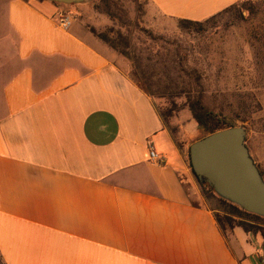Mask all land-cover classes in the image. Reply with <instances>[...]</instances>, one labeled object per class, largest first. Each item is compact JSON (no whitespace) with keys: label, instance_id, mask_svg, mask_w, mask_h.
Instances as JSON below:
<instances>
[{"label":"crops","instance_id":"crops-1","mask_svg":"<svg viewBox=\"0 0 264 264\" xmlns=\"http://www.w3.org/2000/svg\"><path fill=\"white\" fill-rule=\"evenodd\" d=\"M238 1L147 3L202 22ZM64 6L0 0L1 263L263 264L260 236L221 233L187 161L191 139L179 127L176 146L126 59L81 22L57 25Z\"/></svg>","mask_w":264,"mask_h":264},{"label":"rangeland","instance_id":"rangeland-1","mask_svg":"<svg viewBox=\"0 0 264 264\" xmlns=\"http://www.w3.org/2000/svg\"><path fill=\"white\" fill-rule=\"evenodd\" d=\"M148 8L147 0H109L107 8L91 0L65 5L64 11L87 30L91 26L127 37L152 82L180 94L174 99L177 105L185 102L186 90L199 85L204 105L228 124L244 127L246 145L264 157V0H239L234 9L191 29ZM154 105L159 111L169 107L165 99H154ZM189 118L185 107L169 123L180 127L191 144L202 131ZM214 196L203 199L212 209L220 205Z\"/></svg>","mask_w":264,"mask_h":264},{"label":"trees","instance_id":"trees-1","mask_svg":"<svg viewBox=\"0 0 264 264\" xmlns=\"http://www.w3.org/2000/svg\"><path fill=\"white\" fill-rule=\"evenodd\" d=\"M99 2L106 8L109 6V0H99ZM234 7L235 4L202 22L186 19H178L177 22L179 24V27L182 29L199 28L202 27L205 23L212 21L216 17L220 16L222 12L227 11L228 9H234ZM87 28L95 38L103 42L107 47L117 52L119 55L125 57L131 63L134 79L136 80L137 84L145 91V93L153 100V103L154 99H165V101L169 104V107L164 111H159L156 109V107L155 109L159 114V117L161 118L164 126L171 133L178 148H181V142L178 139L179 128L177 126H171L169 120L172 117L176 116V114L185 107L190 112L191 119L202 131V135L199 139L216 131L236 126L228 124L223 117L215 114L204 105L202 96L203 92L201 91L199 85L194 90H186V92L184 93L186 97L185 102L181 105H177L174 99L176 97H179L178 95L180 94L169 91L168 89L170 87L160 86L152 82L151 78L146 75V70L142 67L140 58L135 53H132L130 51V40L127 37L123 36L120 33L110 36L108 32H99L91 26H87ZM151 39L156 40L157 38L151 37ZM180 93H182V91ZM187 159L189 167L192 171L189 158V149L187 152ZM257 168L264 181L263 173L260 171L258 166ZM196 179L199 184L200 193L203 199L208 200L215 197L213 194V189L207 184L206 181L200 180L198 178ZM218 202L220 204L219 207L216 209H212L213 215L217 226L226 238L230 236L234 228L238 227L241 228L246 234H250L252 236H260L262 239H264V218L247 213L224 200L218 199ZM259 261L261 262L260 257Z\"/></svg>","mask_w":264,"mask_h":264},{"label":"water","instance_id":"water-1","mask_svg":"<svg viewBox=\"0 0 264 264\" xmlns=\"http://www.w3.org/2000/svg\"><path fill=\"white\" fill-rule=\"evenodd\" d=\"M78 5L91 0H46ZM242 126L216 131L189 146L193 175L214 194L241 210L264 218V181L245 144Z\"/></svg>","mask_w":264,"mask_h":264},{"label":"built area","instance_id":"built-area-1","mask_svg":"<svg viewBox=\"0 0 264 264\" xmlns=\"http://www.w3.org/2000/svg\"><path fill=\"white\" fill-rule=\"evenodd\" d=\"M57 25L64 30H69L73 23L72 16L67 12H61L58 14L57 18ZM148 158L150 161L163 164L164 160L153 150V148L149 149ZM261 258V263L264 264V239H261V253L259 255Z\"/></svg>","mask_w":264,"mask_h":264}]
</instances>
